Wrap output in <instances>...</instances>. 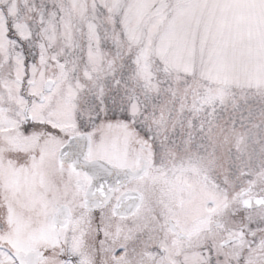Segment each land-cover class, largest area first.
<instances>
[{"label":"snow or ice","instance_id":"1","mask_svg":"<svg viewBox=\"0 0 264 264\" xmlns=\"http://www.w3.org/2000/svg\"><path fill=\"white\" fill-rule=\"evenodd\" d=\"M0 264H264V0H0Z\"/></svg>","mask_w":264,"mask_h":264}]
</instances>
